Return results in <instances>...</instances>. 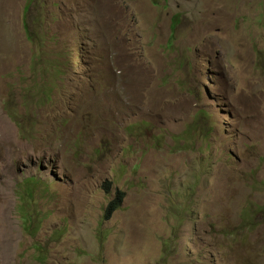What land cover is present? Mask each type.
<instances>
[{
    "label": "rangeland",
    "instance_id": "1",
    "mask_svg": "<svg viewBox=\"0 0 264 264\" xmlns=\"http://www.w3.org/2000/svg\"><path fill=\"white\" fill-rule=\"evenodd\" d=\"M0 264H264V0H0Z\"/></svg>",
    "mask_w": 264,
    "mask_h": 264
},
{
    "label": "trees",
    "instance_id": "2",
    "mask_svg": "<svg viewBox=\"0 0 264 264\" xmlns=\"http://www.w3.org/2000/svg\"><path fill=\"white\" fill-rule=\"evenodd\" d=\"M37 33V30L35 31ZM38 35V33H37ZM40 70H42V66L41 65H38L36 64ZM58 65H54L53 64V67H57ZM51 88H46L44 91H43V95H46V93L48 91H50ZM40 96V95H39ZM49 95L47 96L46 99H49ZM41 99V102H43L45 99L40 97ZM6 113V112H5ZM9 116L12 117V120L17 124V127L19 129V131L21 132V134L23 135L24 138H31L32 135H33V131H29L28 128H27V125L29 124V120L27 121V119L25 118L24 120H21V116H18L17 114L13 115V114H8ZM23 130L25 132V134H23ZM44 181V180H41L39 178H27L25 179L24 181H22L21 183H18V186H24V190L26 191V195L28 197H31L32 196V193L33 191L38 188V186L40 185V183ZM46 182V181H44ZM45 185V183H44ZM120 193V194H119ZM117 194V197L116 199H114L112 202H110L108 204V207L105 209V216H104V220L108 221L110 220V218L115 214L116 210L120 207V203L122 200L125 199V195L121 192H118ZM26 217H24L25 219ZM26 230V229H25ZM35 248H38L37 246H34Z\"/></svg>",
    "mask_w": 264,
    "mask_h": 264
}]
</instances>
